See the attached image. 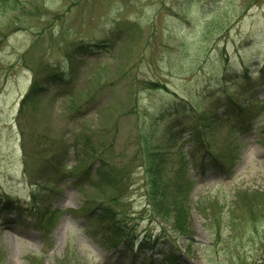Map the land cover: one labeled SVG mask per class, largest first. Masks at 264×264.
<instances>
[{
    "label": "rangeland",
    "instance_id": "1",
    "mask_svg": "<svg viewBox=\"0 0 264 264\" xmlns=\"http://www.w3.org/2000/svg\"><path fill=\"white\" fill-rule=\"evenodd\" d=\"M104 39L112 40L108 52L74 58L71 86L64 81L59 89L57 82L43 102L24 105L18 129L19 100L33 80L49 75L44 65L68 75L73 49ZM245 66L251 67L255 87L233 88L245 81L235 78ZM263 66L264 0H20L0 7V197L25 206L36 189L38 200L58 210L47 232L28 220L27 207L0 212V264H148L147 249L140 252L136 244L133 255L113 245L96 218L87 216L95 217L99 205L122 204L128 227L152 236L142 243L159 237L153 264H264V215L255 222L244 219L249 206H264V136L256 130L240 139L242 146L234 144L223 116L226 105L243 96L264 98L254 73ZM180 100L202 118L213 116L216 129L206 138L217 141L210 151L226 164L234 161L229 180L216 169L198 176L187 191L179 187L180 150L166 142L164 111ZM75 107L80 109L72 114ZM64 143L75 144L69 159L63 154L66 163L79 155L67 168L72 179L93 155L110 164L119 187H111L97 169L82 186L72 180L76 186L62 182L45 191L27 171L38 173L39 149L52 144L54 154ZM201 150L191 148L186 159L199 161ZM141 151L144 162L146 153L160 156L163 170L153 172L159 179L174 177L166 184L170 196H188L179 201L187 232L177 227L175 211L164 215L148 205L154 175L144 168L148 162L142 164ZM97 166L93 163V173ZM187 170L195 179L193 167ZM118 196L122 200L113 204ZM230 209L232 229L226 223ZM209 211L217 213L211 221L204 218ZM119 215L117 210V222Z\"/></svg>",
    "mask_w": 264,
    "mask_h": 264
},
{
    "label": "trees",
    "instance_id": "2",
    "mask_svg": "<svg viewBox=\"0 0 264 264\" xmlns=\"http://www.w3.org/2000/svg\"><path fill=\"white\" fill-rule=\"evenodd\" d=\"M25 1V0H24ZM20 0H0V7H13L14 5H16L17 3L19 4ZM85 49L84 47H77L73 52H76V50H83ZM261 73V77H264V69L260 71ZM247 74V73H246ZM238 76H235V78H237ZM234 78V79H235ZM246 79V78H245ZM248 80H246L245 82H247ZM26 98H29V96H27ZM25 98V99H26ZM32 98V97H30ZM215 110V109H214ZM252 111V110H250ZM215 111L212 113L214 114ZM234 114H230V116L228 117V122H229V126L226 129V133L228 135H231L233 133V131L237 130L236 128V123L242 121L244 118L242 117V115H240L239 113H235ZM166 119H168V125L166 126V128L168 129V132L165 134L166 135V142L168 144H171L173 141V135H175V133L178 132V130H181L185 133L188 134L189 137H191L194 140H199L198 138L201 137V135L203 136L204 134L208 133L211 129V133L214 132L215 128V121L212 118L213 116L208 115L207 113H203L205 115H207L206 118H202L201 115L196 114L194 111H187L186 108H176L173 111H168V113H166ZM244 114V113H243ZM253 115V117H258L261 114H264V102L261 103L260 105H258L257 109L251 113ZM250 115H245V120H248ZM216 117V116H215ZM252 119V118H251ZM264 120V117H263ZM264 127V126H263ZM140 138H141V134L139 133ZM143 140V137L141 138ZM141 156L143 157V151H141ZM146 156L148 157L147 161L148 162V167H144L146 170H148L147 173L149 174H153L157 172V170H159V174L162 172V168L163 165H160L161 158L159 155H157V157L155 159H153V155H150L149 153H146ZM153 161H156V164H153ZM144 162V157H143V163ZM154 175V181H153V185H152V192L150 195H148V205L150 206L151 203L153 205L154 208H157L158 210H163L162 214H166L167 213H172V212H176L175 213V217L179 220L177 222V227L179 228V230L181 231V233H185L187 232V227L182 226V221H184V219L187 217L186 216V210L181 211L180 208H183L182 203H180L179 201L185 203V199H176V197L170 196L169 192L167 190L169 189V186L166 185L165 183H163L162 179H159V177H157L156 174ZM161 189H164L163 192ZM234 206V205H232ZM231 206V207H232ZM231 209L226 213L228 216V219L226 221L227 225L229 226V229H232L235 224V218L234 216L231 214ZM208 213V212H207ZM217 215V213L214 211L211 212L209 211L208 215H205V218H210V220H213V216ZM264 215V206H261L259 209L254 208L253 207H248V212L246 213L245 216V221L246 223H248V221H252L255 222V218L256 216H262ZM221 221V220H218ZM179 223V224H178ZM218 224V222H217ZM216 224V225H217ZM215 226V225H214Z\"/></svg>",
    "mask_w": 264,
    "mask_h": 264
}]
</instances>
